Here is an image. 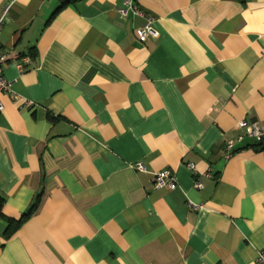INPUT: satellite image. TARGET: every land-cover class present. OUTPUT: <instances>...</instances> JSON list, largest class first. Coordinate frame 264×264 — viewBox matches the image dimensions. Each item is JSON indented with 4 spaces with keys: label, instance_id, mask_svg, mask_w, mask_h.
Masks as SVG:
<instances>
[{
    "label": "crops",
    "instance_id": "crops-1",
    "mask_svg": "<svg viewBox=\"0 0 264 264\" xmlns=\"http://www.w3.org/2000/svg\"><path fill=\"white\" fill-rule=\"evenodd\" d=\"M124 1L0 0V264H258L264 0Z\"/></svg>",
    "mask_w": 264,
    "mask_h": 264
},
{
    "label": "built area",
    "instance_id": "built-area-1",
    "mask_svg": "<svg viewBox=\"0 0 264 264\" xmlns=\"http://www.w3.org/2000/svg\"><path fill=\"white\" fill-rule=\"evenodd\" d=\"M10 7H6L3 16L0 17V36L3 31L5 16L8 14ZM119 13L124 18H135L144 17V12L135 3L134 0H125L123 6L119 9ZM153 21L150 19L148 25L139 30L137 33L138 40L141 43H146L153 33L152 28ZM17 58V57H15ZM8 61V55L0 48V112L4 110V105L2 102V96L6 94H13L12 84L4 77V65ZM21 68L22 66L19 65ZM15 98V97H14ZM238 129L242 132L238 141H243L246 137L255 140L258 143L264 142V130L259 123H249L247 121H241L238 125ZM236 148V143L231 141L227 144V155L226 158H230ZM189 168L195 170L193 165H189ZM138 169L140 171H145L143 165H139ZM154 184L157 188H168L170 190H175L177 188V179L170 171H162L155 173ZM195 188L202 189L203 184L200 181L195 182ZM191 209H198L199 207L194 203L190 202ZM258 264H264V253H260L258 257Z\"/></svg>",
    "mask_w": 264,
    "mask_h": 264
},
{
    "label": "trees",
    "instance_id": "trees-1",
    "mask_svg": "<svg viewBox=\"0 0 264 264\" xmlns=\"http://www.w3.org/2000/svg\"><path fill=\"white\" fill-rule=\"evenodd\" d=\"M68 2L64 1L62 3V6L66 5ZM260 146L264 148V142L260 143ZM4 198L0 196V218H5L4 214L2 213V209L4 206ZM38 203H36L27 213H25L22 218L18 221H14L11 219H8V229L6 232L7 236H10L16 229L17 226H19L24 220H26L32 213L37 209Z\"/></svg>",
    "mask_w": 264,
    "mask_h": 264
}]
</instances>
